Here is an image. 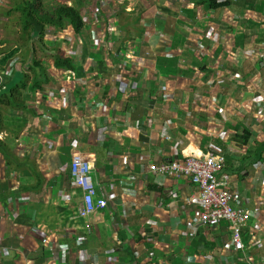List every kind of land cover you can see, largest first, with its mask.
<instances>
[{
	"label": "crops",
	"instance_id": "crops-1",
	"mask_svg": "<svg viewBox=\"0 0 264 264\" xmlns=\"http://www.w3.org/2000/svg\"><path fill=\"white\" fill-rule=\"evenodd\" d=\"M117 1L119 18L87 16L76 40L51 31L77 69L54 67L15 142L43 180L6 168L0 152V264H264V157L254 150L264 139V0ZM210 152L226 156L236 204L252 212L245 249L227 221L198 224L191 180L149 169ZM75 159L90 161L108 201L88 220L71 186ZM50 245L64 248L61 260Z\"/></svg>",
	"mask_w": 264,
	"mask_h": 264
},
{
	"label": "trees",
	"instance_id": "trees-1",
	"mask_svg": "<svg viewBox=\"0 0 264 264\" xmlns=\"http://www.w3.org/2000/svg\"><path fill=\"white\" fill-rule=\"evenodd\" d=\"M22 1H17L15 11L21 14L23 33L28 36L26 38L27 43L32 40L37 41L40 49L45 52V56H52L55 68L66 70L70 73L75 72L77 69V65L74 62L75 58L65 53L61 54L55 48H48L45 37L50 29L56 32H63L68 27H71L77 35L81 34L86 28L85 14L82 11L83 1L85 0H74L72 4L66 0H59L58 2L55 1L51 6L44 0ZM229 1L198 0L197 2L208 9H218L229 4ZM98 5H101V0H99ZM99 13L100 16L98 14V17L104 25L111 21L110 14L101 10ZM30 59L31 64L28 70H25L22 81L20 80L13 87L7 86L3 81L0 86V133L6 132L8 134L5 139H0V152L4 157L6 168L15 171L30 167L42 177L43 173L34 169L35 165L32 160L30 158H21L15 150V142L17 143L18 137L29 124V116L32 112V107H30L29 103L36 102L37 94L41 93L52 80L48 68L41 59L34 55ZM19 62L16 61L14 68ZM20 63L22 64L21 70H23L24 62L21 61ZM239 136L245 144H248L252 134L250 131L244 130V133ZM254 150L255 154L261 158L264 157V139L256 142ZM256 158L254 157V159Z\"/></svg>",
	"mask_w": 264,
	"mask_h": 264
},
{
	"label": "built area",
	"instance_id": "built-area-1",
	"mask_svg": "<svg viewBox=\"0 0 264 264\" xmlns=\"http://www.w3.org/2000/svg\"><path fill=\"white\" fill-rule=\"evenodd\" d=\"M226 162L224 154L210 152L202 158L191 156L183 160L151 164L149 169L156 175L191 180L198 190L193 200L201 207L198 224L209 227L227 221L230 225L232 245L241 250L245 249L243 230L252 212L242 204H236L240 193L231 188V182L224 174ZM69 169L71 186L83 192V202L78 208V214L83 219H89L97 211L107 207L108 201L98 195L89 160L75 159L70 163ZM64 197L67 198L68 195L64 194ZM49 249L54 254L53 257L60 260L65 253L61 246L50 245ZM108 260L112 261L113 258L108 257Z\"/></svg>",
	"mask_w": 264,
	"mask_h": 264
},
{
	"label": "rangeland",
	"instance_id": "rangeland-1",
	"mask_svg": "<svg viewBox=\"0 0 264 264\" xmlns=\"http://www.w3.org/2000/svg\"><path fill=\"white\" fill-rule=\"evenodd\" d=\"M18 0H0V70L4 71V68L8 70V74H12L11 76L4 77V83L13 87L19 81L24 79L25 70H28L29 65L31 64V59L33 55L36 56L38 59L43 61V64L50 70L51 73H57L54 69V64L52 60V56L48 57L45 56V52L40 49L39 43L37 41H29L27 43L26 38L28 37L27 34L23 33L22 29V21L20 19V13L15 11V7L17 5ZM23 0L22 2H24ZM46 3L51 6L55 3V1L59 0H44ZM72 4L74 0H66ZM113 1L117 2L116 4ZM123 0L120 2L122 3ZM119 2V4H121ZM99 0H85L83 1L82 11L86 14L85 20L88 24V17H93L94 19L99 18L100 10L104 13L113 14L118 17L117 14V0H101V5H98ZM12 13V14H9ZM116 13V14H115ZM88 16V17H87ZM119 18V17H118ZM48 36L45 37L46 46L48 48H55L60 51L59 48L55 46H59V43L54 45V37L56 34L49 33ZM71 36V39L76 40L78 35L74 34H67ZM75 43V42H74ZM79 45V43H78ZM81 45V44H80ZM70 46L69 43H63L62 47ZM75 47L76 43H75ZM66 54V49H65ZM16 61L24 62L23 70L14 68ZM50 73V74H51ZM73 73V72H72ZM75 73V72H74ZM62 74V73H58ZM64 74V72H63ZM5 163V161H4ZM4 167H1L3 169ZM5 169V168H4ZM3 169V170H4ZM92 217V216H91ZM88 220V219H87ZM91 225V224H89Z\"/></svg>",
	"mask_w": 264,
	"mask_h": 264
},
{
	"label": "clouds",
	"instance_id": "clouds-1",
	"mask_svg": "<svg viewBox=\"0 0 264 264\" xmlns=\"http://www.w3.org/2000/svg\"><path fill=\"white\" fill-rule=\"evenodd\" d=\"M71 4V3H70ZM100 19V18H99ZM68 29H71V27H68V28H66L65 30H68ZM49 31V33L51 34V31H52V29H50V30H48ZM56 32V31H55ZM71 32L74 34V32H73V30L71 29ZM48 33V32H47ZM59 33V32H58ZM76 34V33H75ZM77 35V34H76ZM47 36H48V34H47ZM20 63V62H19ZM21 66H22V64H21ZM21 69H22V67H21ZM62 71H65V72H67V73H70V72H68V71H66V70H62ZM7 73V72H6ZM1 74V73H0ZM8 74V73H7ZM2 78H3V76H2ZM2 78L0 79V81L2 80ZM0 135H2V137H0V139L1 140H3V139H5L6 138V135H8L6 132H1L0 133ZM27 155V154H26ZM25 154H24V156H26ZM87 220V219H86Z\"/></svg>",
	"mask_w": 264,
	"mask_h": 264
},
{
	"label": "water",
	"instance_id": "water-1",
	"mask_svg": "<svg viewBox=\"0 0 264 264\" xmlns=\"http://www.w3.org/2000/svg\"><path fill=\"white\" fill-rule=\"evenodd\" d=\"M21 67H22V66H21V63H18V64H17V68L21 70Z\"/></svg>",
	"mask_w": 264,
	"mask_h": 264
}]
</instances>
